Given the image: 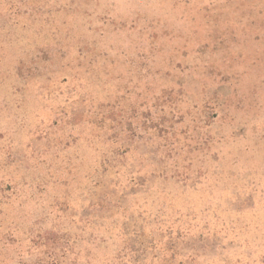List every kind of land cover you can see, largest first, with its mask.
<instances>
[{"label":"rangeland","instance_id":"374dc122","mask_svg":"<svg viewBox=\"0 0 264 264\" xmlns=\"http://www.w3.org/2000/svg\"><path fill=\"white\" fill-rule=\"evenodd\" d=\"M0 264H264V0H0Z\"/></svg>","mask_w":264,"mask_h":264}]
</instances>
